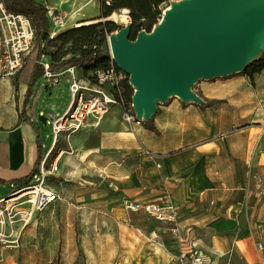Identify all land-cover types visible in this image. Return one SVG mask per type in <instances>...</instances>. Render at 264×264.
<instances>
[{"label": "crops", "instance_id": "0c3cea01", "mask_svg": "<svg viewBox=\"0 0 264 264\" xmlns=\"http://www.w3.org/2000/svg\"><path fill=\"white\" fill-rule=\"evenodd\" d=\"M263 50L260 44L253 59ZM23 70L0 78V178L8 182L0 183V198L12 193L18 187L14 180L29 175L36 164L35 125L41 129V161L56 149L48 125L36 122L33 112L35 125L20 117L30 73L26 69L23 75ZM63 83L66 98L61 82L52 88V96L44 82L38 84V99L29 107L37 110V118L66 109L69 81ZM192 90L199 101L172 95L159 101L157 111L141 124L125 120L129 106L121 103L98 120L89 117L81 130L68 136L69 145L57 147L52 175L62 186L81 188L83 195L74 194L75 199L85 200L93 215L115 217L145 237L149 250L157 245L154 264H180V243L169 223L130 210L126 204L132 201L173 205L181 224L192 228V240L216 264H264V247H259L264 246V69L253 80L244 69L199 79ZM71 196L63 193L59 200Z\"/></svg>", "mask_w": 264, "mask_h": 264}, {"label": "water", "instance_id": "95a60500", "mask_svg": "<svg viewBox=\"0 0 264 264\" xmlns=\"http://www.w3.org/2000/svg\"><path fill=\"white\" fill-rule=\"evenodd\" d=\"M130 36L131 26H122L107 41L135 89L137 117L148 119L159 101H199L195 82L238 72L255 58L264 41V0H185L167 9L153 32Z\"/></svg>", "mask_w": 264, "mask_h": 264}, {"label": "rangeland", "instance_id": "374dc122", "mask_svg": "<svg viewBox=\"0 0 264 264\" xmlns=\"http://www.w3.org/2000/svg\"><path fill=\"white\" fill-rule=\"evenodd\" d=\"M88 1L89 0H42V2L47 5V8H53L56 14H61L63 16L68 14V16L73 15V17L77 18L73 19L71 22L73 25L88 20H96L97 22L110 20L116 23L119 28L122 26H131L132 19L129 13H127V22H117L113 20V14L105 19L99 18L101 0H93L90 5L82 8ZM182 1L185 0H172L170 3L164 4L162 6L164 8L163 14L168 7ZM122 9L123 8L116 12L122 13ZM90 11H96L98 15L90 16ZM162 17L153 25L151 32H153L156 26L161 22ZM68 28L58 30L59 28L50 25V36L51 38H55V40L51 42L49 46H41L42 63H49L48 57H51L52 54H56L60 57L63 56L62 59L71 56V54L67 52L72 43H65L63 40L57 39L58 36ZM116 31L117 30L113 33ZM262 43V45H264V41ZM37 45L36 40L35 46ZM103 48L105 54L111 57L112 53L110 52L108 41L105 42ZM75 66L77 67V74L82 77L84 72L87 73L93 69L86 70L81 66ZM66 67L67 66H64L61 69ZM25 73L26 67L22 74L24 75ZM45 75L46 74L42 75L38 79L37 86L40 82L41 84L44 82L46 91L52 96V88L61 82L60 90L62 97H64L66 95V87L65 83L62 84V82L68 78L63 76L59 83H54L53 76H47L45 78ZM41 86L42 85H40V87ZM66 97L67 96H65V98ZM30 112H33L36 122L44 126L48 125V123L46 124L43 120L37 118V110L30 109ZM45 129H47L48 132L50 130V125ZM260 131L262 132L261 129H257L256 133ZM69 140V137H59L55 145H53V143L52 145L57 149L60 145H69ZM56 149L49 155L45 169L50 168V163L57 154ZM56 171L57 170H55V172ZM55 172L47 173L46 171V182L53 189L57 190L59 194H72L73 197H68L64 201H56L47 209L37 212L33 220L28 224H24V222L19 220L7 225L0 224V264H154V255H152L154 252L153 246L151 250L147 248V244L150 242L145 237L139 235V233H137L138 236L135 235L131 230L119 223L113 216L107 217L102 214L93 215L91 213V208L86 205L87 203L85 200L75 199V195H83V190L79 187L76 188V184L74 183L62 186V184L58 182L57 177L52 175L55 174ZM36 179L37 178L33 176L29 183ZM19 188L21 187H15L13 192ZM7 190H9V188H7ZM10 194L12 195V193ZM13 196L16 195L13 194ZM5 204L6 202L2 201L0 207L4 208ZM116 214L120 219V210H117ZM107 237L110 238L108 243ZM109 244L110 247L106 246Z\"/></svg>", "mask_w": 264, "mask_h": 264}, {"label": "built area", "instance_id": "2783aa9c", "mask_svg": "<svg viewBox=\"0 0 264 264\" xmlns=\"http://www.w3.org/2000/svg\"><path fill=\"white\" fill-rule=\"evenodd\" d=\"M47 15L50 25L59 28L58 30L70 27L69 19L73 17V15L56 14L50 8L47 10ZM35 41L36 28L30 17L22 12L11 11L4 0H0V78L15 77L21 72L35 46ZM42 65L46 70L45 78L53 76V82L59 83L65 76L69 81V102L66 109L59 113L45 114L46 123L51 128L53 143L61 136L68 137L81 130L89 117L95 116L98 120L117 103L125 107L129 106L124 114L128 123H142V119L137 117L134 110L132 99L128 102L125 94V83L128 80L131 84L130 77L118 67L113 55L106 65H98L91 71L84 72L83 77L77 74L75 65L60 68L58 71H51L50 63L43 62ZM147 152L153 155L152 152ZM46 163L47 158L41 161L39 171L34 174L36 180L12 191V195L0 198V204L2 201L6 202L4 208L0 207V224L7 225L17 220L28 224L37 212L47 209L60 199L59 192L46 182V171L55 172L57 165L51 162L50 168L45 169ZM25 189H29L31 193L21 197L18 193ZM126 206L130 210L144 211L154 219L170 224V231L176 235L180 243L177 256L180 264H216L215 259L192 240V228L181 224L177 209L173 205L146 200L132 201ZM259 247L264 246L260 244Z\"/></svg>", "mask_w": 264, "mask_h": 264}, {"label": "trees", "instance_id": "16d2710c", "mask_svg": "<svg viewBox=\"0 0 264 264\" xmlns=\"http://www.w3.org/2000/svg\"><path fill=\"white\" fill-rule=\"evenodd\" d=\"M172 0H101V9L99 18H108L114 12L121 8H128L131 22V39H135L140 31L151 32L153 25L163 16L162 7L164 4L170 3ZM8 9L14 12H22L27 14L36 28L37 46H34L31 54L28 56L23 68L30 70L27 93L20 109V117L24 121L31 123L30 105L38 99L39 91L37 88L38 79L46 72L41 63L42 50L41 46H49L55 38L50 36V21L47 15V6L38 0H4ZM119 26L110 20L94 22L74 26L65 30L57 39L63 42H71L72 45L67 53L71 56L63 58L52 54V62L50 64L51 71H58L64 66L78 65L86 70L92 69L98 65H106L110 57L104 52L103 45L115 30H119ZM264 69V50L259 57L250 61L244 68L253 80L254 74ZM127 101L131 102L133 95V87L127 80L125 83ZM34 124V123H33ZM35 125V124H34ZM147 127L156 131V127L152 123H147ZM37 131V160L32 172L24 177L14 180L18 187L30 182L35 173L39 171L41 158L44 154L41 129L35 125ZM93 136V134H92ZM91 136V138H92ZM0 183L6 184V180L0 178Z\"/></svg>", "mask_w": 264, "mask_h": 264}, {"label": "bare ground", "instance_id": "6f19581e", "mask_svg": "<svg viewBox=\"0 0 264 264\" xmlns=\"http://www.w3.org/2000/svg\"><path fill=\"white\" fill-rule=\"evenodd\" d=\"M93 0H89L88 2H86L82 8H85L87 7L88 5H90V3H92ZM171 7H168L167 9H170ZM122 13H118V12H114L113 15H112V18L113 20L117 21V22H127V18H128V15L127 13H129V9L128 8H123ZM94 22H97L96 20H88L86 22H81V23H77L75 24L74 26H79V25H83V24H91V23H94ZM56 32V31H55ZM58 34V33H57ZM109 49H110V52H111V48H110V45H109ZM31 193V191H29V189H25L21 192H19L18 194H20V196H25L27 194ZM154 246V249L156 250H160L159 247L157 245H153Z\"/></svg>", "mask_w": 264, "mask_h": 264}]
</instances>
